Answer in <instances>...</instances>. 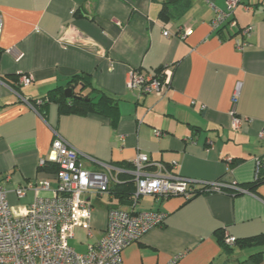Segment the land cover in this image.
Here are the masks:
<instances>
[{
    "label": "crops",
    "instance_id": "crops-1",
    "mask_svg": "<svg viewBox=\"0 0 264 264\" xmlns=\"http://www.w3.org/2000/svg\"><path fill=\"white\" fill-rule=\"evenodd\" d=\"M164 1L0 0V186L13 206L33 202L34 189L14 194L27 183L47 180L49 191L38 194L50 195L54 171L40 167L55 133L90 171L103 169L88 157L125 167L146 154L170 172L225 187L188 199L143 195L132 205L109 193L85 195L93 207L90 225L75 228L87 237L83 252L117 207L165 214L161 225L122 251L123 264H264V243L248 242L264 234V181L247 189L253 160L264 155L258 136L264 130V0H239L215 30L212 6L225 10L228 0H189L167 22L159 18ZM247 27V45L237 48ZM162 66L172 72L162 96L125 87L129 70L155 74ZM21 75L32 80L18 85ZM74 75L89 82L74 84L75 92L95 88L117 100L114 126L91 112H61L56 102L42 110L34 104L53 88H67ZM232 110L248 119L237 130L230 126ZM117 180L129 182L132 175ZM221 234L237 242L225 247Z\"/></svg>",
    "mask_w": 264,
    "mask_h": 264
},
{
    "label": "built area",
    "instance_id": "built-area-1",
    "mask_svg": "<svg viewBox=\"0 0 264 264\" xmlns=\"http://www.w3.org/2000/svg\"><path fill=\"white\" fill-rule=\"evenodd\" d=\"M239 0H228L225 10L212 6L215 15L211 28L217 29L230 17ZM244 6V9H249ZM232 23V22H231ZM233 24V23H232ZM250 27L242 30L244 40L237 42V48L247 45ZM186 33H190L187 31ZM163 31L164 36H168ZM171 69L164 66L158 74L128 71L125 87L139 94L162 96L170 87ZM32 80L30 75L18 77L17 84L25 85ZM239 84L235 86L232 102L235 103ZM40 103V100H37ZM230 126L237 130L248 119L230 112ZM259 138L264 140V130ZM103 170L85 169L78 152L55 133L50 149L41 165L53 163L57 169L54 178L56 189L48 196L39 195L49 191V183L43 180L38 186L24 184L14 190L16 197H23L28 188L36 191L32 203L11 205L7 191L0 186V264H123L121 253L133 242H137L151 228L161 225L165 214L156 211L134 212L132 209L110 208L107 224L102 234L85 252H76L69 244L76 227L89 228L93 207L85 195H103L120 174L130 172L135 185L133 201L140 196L152 195L156 199L181 195L188 198L194 189L203 187L205 192L220 191L225 185L218 181H195L168 171L164 166L152 162L146 154L138 153L131 162V169L104 163L88 157ZM253 181H264V155L254 158ZM224 244L231 245L236 238L224 235ZM172 264V262H171Z\"/></svg>",
    "mask_w": 264,
    "mask_h": 264
},
{
    "label": "trees",
    "instance_id": "trees-1",
    "mask_svg": "<svg viewBox=\"0 0 264 264\" xmlns=\"http://www.w3.org/2000/svg\"><path fill=\"white\" fill-rule=\"evenodd\" d=\"M189 5V0H165L159 12V18L163 22H167L171 19L172 14H179L186 10ZM173 12V13H172ZM164 66L160 67L155 74H158L160 70ZM74 84H81L87 86L89 82L86 80L85 76L82 75H74L67 79L66 86L73 88V95L70 98H65L64 96V87L58 86L49 90L43 97L37 99L40 100V103H37V100L34 101V104H40L42 110L50 102H56L59 106L61 112L64 113H74V114H86L88 112L94 113L96 115L103 116L107 118L111 125H115L117 121V100L113 97L102 93L98 89L91 88L92 90L97 91L96 94H92V90L88 93L82 94L80 92L74 91ZM50 168L52 171H56L57 167L53 163H46L44 167H40L42 169ZM124 167V166H121ZM129 166H125L124 168L129 169ZM263 180L252 181L249 186H247L248 190H253L255 186H257ZM135 190V185L133 180L129 182L121 183L115 182L114 184H110L108 188V192L111 195L117 197L123 204L132 205L133 201V193ZM206 193L203 187H197L194 189V194L188 198H191L195 195ZM186 198V199H188ZM224 235H220L221 243L227 247L228 245L224 244ZM237 242V240L235 241ZM234 242V243H235ZM249 243L252 244H262L264 243V234L256 235L250 237L248 239Z\"/></svg>",
    "mask_w": 264,
    "mask_h": 264
},
{
    "label": "rangeland",
    "instance_id": "rangeland-1",
    "mask_svg": "<svg viewBox=\"0 0 264 264\" xmlns=\"http://www.w3.org/2000/svg\"><path fill=\"white\" fill-rule=\"evenodd\" d=\"M74 239L70 241V246L76 251V252H83L85 249V245L87 244V237L85 236V232L81 230L80 228H77L74 231Z\"/></svg>",
    "mask_w": 264,
    "mask_h": 264
},
{
    "label": "water",
    "instance_id": "water-1",
    "mask_svg": "<svg viewBox=\"0 0 264 264\" xmlns=\"http://www.w3.org/2000/svg\"><path fill=\"white\" fill-rule=\"evenodd\" d=\"M73 95V88L68 87L64 89V96L65 98H70Z\"/></svg>",
    "mask_w": 264,
    "mask_h": 264
}]
</instances>
